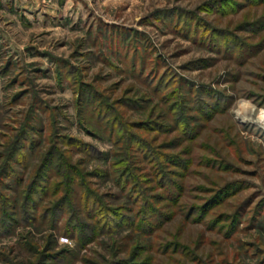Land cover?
<instances>
[{
    "label": "rangeland",
    "instance_id": "obj_1",
    "mask_svg": "<svg viewBox=\"0 0 264 264\" xmlns=\"http://www.w3.org/2000/svg\"><path fill=\"white\" fill-rule=\"evenodd\" d=\"M0 264H264V0H0Z\"/></svg>",
    "mask_w": 264,
    "mask_h": 264
},
{
    "label": "trees",
    "instance_id": "obj_2",
    "mask_svg": "<svg viewBox=\"0 0 264 264\" xmlns=\"http://www.w3.org/2000/svg\"><path fill=\"white\" fill-rule=\"evenodd\" d=\"M138 144H140V143L138 142ZM49 155L50 154H48V155H46L44 157L43 161H41L40 165L37 168V171L39 172V174H38L39 176L38 177L40 178V180L42 179V181H44V182H46V183L49 184L50 178H52V176H53V175L50 176V173H51L50 171L51 170L53 171L54 169H56L57 171H58V169L60 170L61 163H62V164L65 165V167L67 166L66 167V170L69 169V171H66L65 173L62 174L63 177H64V180H65V183H68L69 184V187H70V185H76V183L77 184H83L82 178L84 176L82 177V174H80L78 172V170H76L75 168H73L74 167L73 165H70L69 163L66 164L64 161H62L61 159H63V157L60 159L61 160L60 164H57V162H56L55 164L51 165V167L49 169H47L48 168V165H49L48 163H49V160H50L49 159ZM58 155L60 156V154H58ZM21 157H22L21 158L22 159L21 163H26L27 156L21 155ZM26 165L27 164H25L24 166H26ZM127 168H128L127 170H129V175H130V170H132L131 165H128ZM101 173H103V171L97 172V174H99V176H101ZM130 178H131V176H130ZM65 183H64V186H65ZM59 184H62V182L61 183L60 182H56L55 185H53L54 188L56 187V185H59ZM29 185L31 186V188H30L31 195L37 194V192H35L34 190H32L33 189V186L35 185L34 179H32V181L30 182ZM29 185H28V187H29ZM48 187H49V185H48ZM133 188H134V190H133L134 194H137L138 196H141L142 197V193H143L142 191L143 190H141L140 186L133 184ZM27 190H29V189H27ZM58 191H59V189L57 190V192ZM83 191H84L83 196H81L82 197V200H83V207L88 208L87 205L89 206V203L90 202L94 203V205H95V203H97V200H96L95 195L89 189H87V188H85ZM29 194H27L26 197H25V201H26L25 202V206L26 207H28V205L31 203V199H30V196L31 195H29ZM47 194H49V192H47ZM65 201H66V197H65V195H62L61 197L57 198V200H55L49 206L50 207L49 209H47L45 211V212L50 213L51 216H53L51 218V225H52V228L53 229H56L58 227V224H59V222L61 220V217L59 215V209H61L64 206V202ZM24 212L26 214H29V213H27L26 210ZM75 212L72 211L70 213L68 219L66 220V223H64V225L66 226L65 227L66 228L65 230H67L66 234L68 236H70V237H73L76 234L75 231L77 229H80L79 230L80 231V235L82 237H84L85 234H84L83 230L87 231L86 233H91L93 230L90 228L91 227L90 225L82 223V221H80L79 217L76 215ZM99 212L101 214H106L105 213L106 212L105 210H104V212H102V211L99 210ZM45 218H46V216H45ZM104 220L105 219H104V216H103V221ZM74 221H75V223H74ZM125 223H132L131 222V218H129L127 216L117 217L116 221H114V223H113V226H114V224H120V225H122V224H125ZM101 227H102V225H101ZM103 227L104 228H107V227H111V225H108L107 223H104L103 222Z\"/></svg>",
    "mask_w": 264,
    "mask_h": 264
}]
</instances>
